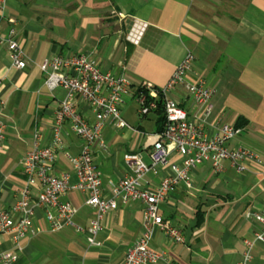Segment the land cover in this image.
<instances>
[{"label":"crops","instance_id":"1","mask_svg":"<svg viewBox=\"0 0 264 264\" xmlns=\"http://www.w3.org/2000/svg\"><path fill=\"white\" fill-rule=\"evenodd\" d=\"M11 31L24 52L23 69L12 66L7 46L0 42V121L5 124V145L0 152V209H11L25 186L22 160L34 134L41 145L49 142L53 113L65 98L60 87L46 84L40 65L57 54H85L102 72L124 75L132 82L166 85L187 54L193 59L186 81L204 79L214 89L207 132L234 124L240 135L226 143L228 150L246 147L257 155L237 172L226 161L215 173L209 163L190 174L191 187H175L158 205V215L178 228L183 242L175 244L155 229L149 247L164 252L169 264H237L251 245V264H264V243L254 241L259 223L252 214L264 213V0H7L0 12V37ZM168 98L191 118L194 106L181 86ZM87 122L93 121L89 105L74 99ZM132 97L121 109L128 125L118 128L105 122L95 147L94 164L102 180V195L111 186L132 176L133 163L126 154H140L149 162L148 147L156 137L157 114L141 117ZM62 146L56 151L54 174L68 173L76 183L65 155L79 154L82 140L64 125ZM169 160L179 161L175 151ZM171 173L156 166L142 178L154 189ZM36 192L35 190H33ZM61 200L75 210L73 227L51 232L43 211H35L34 234L16 250L9 236L0 234V254L14 252L11 264H121L128 247L143 231V205L121 204L109 211L102 230L88 245L85 229L94 216L86 194L68 190ZM250 214V217L248 216ZM18 214L13 219H18Z\"/></svg>","mask_w":264,"mask_h":264},{"label":"built area","instance_id":"2","mask_svg":"<svg viewBox=\"0 0 264 264\" xmlns=\"http://www.w3.org/2000/svg\"><path fill=\"white\" fill-rule=\"evenodd\" d=\"M6 1L0 0V12ZM0 42L6 44L12 66L23 69L26 58L16 40V33L11 31L7 38L0 37ZM192 59V55L187 54L163 87L143 81L135 83L124 75L102 72L95 61L85 54H57L51 60L43 61L40 69L46 73V84L50 88H62L65 98L53 113L49 142L41 145L40 135H33L31 147L22 160L25 186L11 209H0V234L9 236L14 248L20 250L19 242L35 232L33 219L37 209L43 211L49 231L73 227L75 210L61 197L70 189L77 190L86 194V204L94 212L85 229L88 245H98L95 238L102 230V221L109 211L117 208L118 201L121 204L138 201L143 205V231L140 238L128 247L121 264H169L164 252H156L149 247L154 230H160L175 244H181L183 239L178 228L158 215L159 203L179 185L190 188L191 172L203 163H209L215 173H221L226 161L240 172L247 162L257 159L256 153L249 148L242 146L228 150L225 147L227 142L240 135L241 129L236 125L223 124L217 126L213 134L207 132V119L212 111L211 100L215 91L204 79L192 83L186 81ZM179 86L185 89L193 103L195 110L191 118L185 109L168 98L169 91ZM132 92L139 116L144 117L161 107L163 127L156 134L158 140L151 146L149 162L138 153L124 155V159L134 165L133 175L113 184L111 196L106 198L102 195L101 175L92 155L95 147L105 149L101 132L106 121H113L121 129L128 127L120 112L132 97ZM74 99L90 106L94 117L92 122L84 119ZM65 124L83 142L79 154L65 155L76 177L72 186L68 185V173L54 174L55 154L62 146ZM4 145L5 124L0 121V152L4 150ZM172 150L179 161L169 160ZM156 166L167 167L171 173L162 178L154 189L144 188L143 176ZM14 214H18V219H13ZM251 217L260 225L259 231L253 235L254 241L264 243V213H254ZM242 243L244 251L237 264H251L252 243L248 240ZM15 259L14 252L0 254V264H11Z\"/></svg>","mask_w":264,"mask_h":264},{"label":"trees","instance_id":"3","mask_svg":"<svg viewBox=\"0 0 264 264\" xmlns=\"http://www.w3.org/2000/svg\"><path fill=\"white\" fill-rule=\"evenodd\" d=\"M154 112L157 114V124H158L157 133H159L162 130V127H163V121H164L163 112H162L161 107H159Z\"/></svg>","mask_w":264,"mask_h":264},{"label":"water","instance_id":"4","mask_svg":"<svg viewBox=\"0 0 264 264\" xmlns=\"http://www.w3.org/2000/svg\"><path fill=\"white\" fill-rule=\"evenodd\" d=\"M157 140H158L157 136L155 138L151 139L150 143L148 144V147L153 146Z\"/></svg>","mask_w":264,"mask_h":264}]
</instances>
